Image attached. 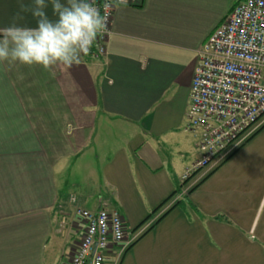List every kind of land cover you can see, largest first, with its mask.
<instances>
[{"label":"crops","instance_id":"1","mask_svg":"<svg viewBox=\"0 0 264 264\" xmlns=\"http://www.w3.org/2000/svg\"><path fill=\"white\" fill-rule=\"evenodd\" d=\"M237 1L126 0L106 54L0 64V264H69L85 232L77 207L102 206L129 234L153 221L105 264H264V127L170 205L201 156L186 126L199 50ZM32 2L0 0V28L18 15L35 27L20 11Z\"/></svg>","mask_w":264,"mask_h":264},{"label":"built area","instance_id":"2","mask_svg":"<svg viewBox=\"0 0 264 264\" xmlns=\"http://www.w3.org/2000/svg\"><path fill=\"white\" fill-rule=\"evenodd\" d=\"M90 2L107 19V27L84 54L99 57L106 54L114 10L121 0ZM186 126L196 134L201 156L183 174L181 194H175L170 205L264 126V0H238L200 48ZM75 214L85 223V232L69 264H105L109 250L124 251L130 243L117 208L78 207ZM152 222L134 234L139 238Z\"/></svg>","mask_w":264,"mask_h":264},{"label":"clouds","instance_id":"3","mask_svg":"<svg viewBox=\"0 0 264 264\" xmlns=\"http://www.w3.org/2000/svg\"><path fill=\"white\" fill-rule=\"evenodd\" d=\"M49 3L55 20L47 14ZM20 11L31 12L36 26L18 25V15L10 26L0 28V64L71 68L81 63L82 54L107 27V19L90 0H33L31 6L21 4Z\"/></svg>","mask_w":264,"mask_h":264},{"label":"trees","instance_id":"4","mask_svg":"<svg viewBox=\"0 0 264 264\" xmlns=\"http://www.w3.org/2000/svg\"><path fill=\"white\" fill-rule=\"evenodd\" d=\"M263 127H264V126H263ZM182 185H183V184H181L179 187L176 188V190H175V192H174V195L177 194V193H178V194H181ZM192 190H193V189H191L190 192H191ZM186 195H187V194H182V195H180V197L178 198V200H177L173 205L182 203ZM168 199H169V198H168ZM168 199H166L162 204H160V205L155 209V211H157V210H158L163 204H165V203L168 201ZM171 207H172V206H171ZM162 215H163V214H162ZM160 217H161V216H160ZM160 217H159V218H160ZM148 218H149V217H148ZM148 218H146L144 221H142V222H141V223H140L135 229L139 228L142 224H144V223L147 221ZM159 218H158L156 221H158ZM150 227H151V226H150ZM140 237H141V236H140ZM140 237H139V238H140ZM139 238H138V239H139ZM138 239H137V240H138ZM137 240H135V241H137ZM135 241H134V242H135Z\"/></svg>","mask_w":264,"mask_h":264},{"label":"rangeland","instance_id":"5","mask_svg":"<svg viewBox=\"0 0 264 264\" xmlns=\"http://www.w3.org/2000/svg\"><path fill=\"white\" fill-rule=\"evenodd\" d=\"M199 152H200V151H199ZM194 162H195V161L192 160V161L187 165L188 167H187V166H186V167L189 168ZM184 171H185V170H183V173H184ZM183 173H182V174H183ZM182 174H181V175H182ZM181 179H183V175H182V178H181ZM191 184H192V183H191ZM193 184H194V182H193ZM193 184H192V185H193ZM88 188L90 189V187H88ZM77 206H80V204H79L78 202L75 201L74 208L77 207ZM77 208H78V207H77ZM136 238H138V235H136V234H134V233H133V234H129V233H127V235H126V240H128V241H130V242H132V241L135 240Z\"/></svg>","mask_w":264,"mask_h":264}]
</instances>
